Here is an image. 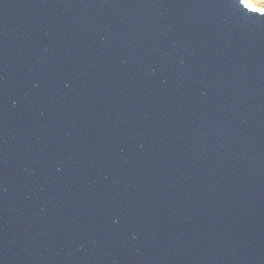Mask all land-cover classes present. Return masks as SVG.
<instances>
[{"label": "water", "instance_id": "obj_1", "mask_svg": "<svg viewBox=\"0 0 264 264\" xmlns=\"http://www.w3.org/2000/svg\"><path fill=\"white\" fill-rule=\"evenodd\" d=\"M247 4L0 0V264H264Z\"/></svg>", "mask_w": 264, "mask_h": 264}, {"label": "rangeland", "instance_id": "obj_2", "mask_svg": "<svg viewBox=\"0 0 264 264\" xmlns=\"http://www.w3.org/2000/svg\"><path fill=\"white\" fill-rule=\"evenodd\" d=\"M248 3H252L254 8H259L264 6V0H246Z\"/></svg>", "mask_w": 264, "mask_h": 264}, {"label": "snow or ice", "instance_id": "obj_3", "mask_svg": "<svg viewBox=\"0 0 264 264\" xmlns=\"http://www.w3.org/2000/svg\"><path fill=\"white\" fill-rule=\"evenodd\" d=\"M242 2L244 3V0H242ZM246 6L251 8L252 7V3L250 2ZM254 11H256L257 13L261 14L262 16H264V6L259 7V8H255Z\"/></svg>", "mask_w": 264, "mask_h": 264}]
</instances>
